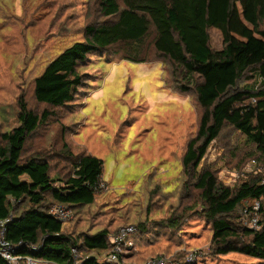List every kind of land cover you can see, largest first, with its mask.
<instances>
[{"label":"trees","instance_id":"trees-1","mask_svg":"<svg viewBox=\"0 0 264 264\" xmlns=\"http://www.w3.org/2000/svg\"><path fill=\"white\" fill-rule=\"evenodd\" d=\"M87 8L89 19L91 9L93 14L84 28V41L63 49L33 80V100L48 110L36 113L20 96L17 127L0 134V220L12 216L6 239L40 247L35 253H22L55 264H73L72 248L83 264H106L101 259L111 250L108 228L65 233L49 213L54 205L71 211L95 205L103 194L98 188L101 161L86 152L73 154L62 133L58 156L67 166L53 179L48 158L25 147L55 116L53 110L74 101L84 81L79 66L92 54L108 52L136 65L166 62L173 89L192 94L200 111L195 134L181 157L177 206L155 230L142 221L126 224L137 228L130 237L127 262L146 264L170 257L169 246H160L161 237L166 232L176 236L191 212L209 228L211 255L236 253L264 261L261 175L229 187L210 165L202 164L211 143L230 128L254 148L251 156L256 160L251 161L264 165V0H89ZM210 29L221 37L218 50L210 45ZM251 79L257 88L244 84ZM248 202L259 204L258 229L245 224L253 205L243 206L239 214ZM0 264L6 263L0 258Z\"/></svg>","mask_w":264,"mask_h":264},{"label":"rangeland","instance_id":"rangeland-1","mask_svg":"<svg viewBox=\"0 0 264 264\" xmlns=\"http://www.w3.org/2000/svg\"><path fill=\"white\" fill-rule=\"evenodd\" d=\"M88 1L0 0V134L17 127L20 96L36 113L48 110L34 102L33 80L63 49L84 41L93 14L91 9L89 19ZM209 36L211 47L220 49L219 33L210 29ZM78 70L84 81L74 101L53 110L55 116L25 147L48 158L53 179L67 166L58 156L62 133L73 154L86 152L102 163L103 194L95 205L71 211L63 230L77 235L108 228L114 234L135 221L155 230L177 206L181 157L199 120L195 99L173 89L171 69L162 60L136 65L108 52L95 53ZM244 84L259 86L255 79ZM251 154L254 148L246 139L226 128L211 143L202 164L210 165L221 183L234 187L257 176L264 166L253 165L256 157ZM254 204L240 206L239 214L243 206ZM209 239L207 224L191 212L182 231L163 234L160 246H169L167 253L175 258L196 252L197 264H264L236 253L214 257L208 251Z\"/></svg>","mask_w":264,"mask_h":264},{"label":"built area","instance_id":"built-area-1","mask_svg":"<svg viewBox=\"0 0 264 264\" xmlns=\"http://www.w3.org/2000/svg\"><path fill=\"white\" fill-rule=\"evenodd\" d=\"M251 163L253 165L255 164V162ZM257 171L261 175L260 185L264 186V166H260ZM103 187L104 185L102 182H100L98 188L103 189ZM258 210L259 204L255 203L252 207L250 219L245 222L248 227L258 229ZM49 213L62 224L67 223L72 219L71 210L64 206L54 205L51 207ZM11 221V215L0 220V258L6 264H55L53 262L37 259L22 253L24 250L28 251L29 253H35L39 251L40 247L27 246L21 242H9L6 239V233L7 226ZM136 232L137 228L134 225H124L120 226L114 234L109 235L107 239L111 244V250L105 257L101 259V262L106 264H129L127 262V258L132 245L130 237ZM70 252L73 259V264H83V261L80 259L76 248H72ZM196 254V252L189 253L176 261H174V259L171 257L163 256L156 260H149L146 262V264H197L198 258Z\"/></svg>","mask_w":264,"mask_h":264}]
</instances>
